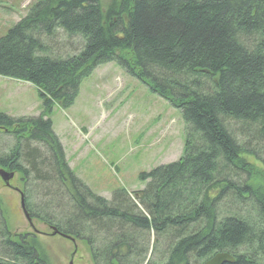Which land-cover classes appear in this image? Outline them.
Returning a JSON list of instances; mask_svg holds the SVG:
<instances>
[{"label": "trees", "instance_id": "trees-1", "mask_svg": "<svg viewBox=\"0 0 264 264\" xmlns=\"http://www.w3.org/2000/svg\"><path fill=\"white\" fill-rule=\"evenodd\" d=\"M109 62L181 112L182 157L142 173L133 198L107 200L71 171L51 120L0 112V167L43 192L33 207L24 186L30 217L88 233L93 264H203L218 252L264 264V0H37L0 37V75L35 86L46 115ZM2 207L0 264H50Z\"/></svg>", "mask_w": 264, "mask_h": 264}, {"label": "rangeland", "instance_id": "rangeland-1", "mask_svg": "<svg viewBox=\"0 0 264 264\" xmlns=\"http://www.w3.org/2000/svg\"><path fill=\"white\" fill-rule=\"evenodd\" d=\"M35 1L0 0V37L27 14L29 4ZM78 41L64 38L59 42L64 48L71 43L77 49ZM67 52H75L73 45ZM0 112L16 118L42 116L51 120L71 171L95 194L109 200L117 190L134 192L145 188L147 181L141 179L142 173L175 162L183 155L186 130L181 112L115 62L98 66L83 80L73 104L68 108L55 104L49 115L44 114L35 86L0 75ZM254 148L257 151V146ZM11 183L22 188L33 186L34 193L29 196L33 207L44 202L38 182L24 184L16 172ZM0 201L12 235L17 238L34 232L50 264H70L71 260L72 264H93L88 233L87 239L77 238V250L71 259L73 243L50 235L42 218H34L39 231L35 232L21 210L19 193L6 187L1 178ZM61 205V209L56 208L59 212L65 208L64 203ZM41 209L49 211L46 206ZM165 246L161 245L160 255ZM159 259L157 254L156 262Z\"/></svg>", "mask_w": 264, "mask_h": 264}, {"label": "water", "instance_id": "water-1", "mask_svg": "<svg viewBox=\"0 0 264 264\" xmlns=\"http://www.w3.org/2000/svg\"><path fill=\"white\" fill-rule=\"evenodd\" d=\"M0 176L3 179V181L5 182V184L7 186H10V180L14 177V172H7L3 169H0ZM18 190L19 194H20V202H21V208L31 226V228L36 231L35 226L33 225L32 219L30 218L27 210H26V206H25V202H24V194L23 192H21L19 189ZM52 228V235H56L59 234L65 238H68L70 240H72L73 242H75V239L72 238L69 235L63 234L60 231H58V229L55 226H51ZM234 257L227 253V252H218L216 254H214L211 258H209L207 261H205L203 264H230L234 262ZM72 264V263H71Z\"/></svg>", "mask_w": 264, "mask_h": 264}]
</instances>
